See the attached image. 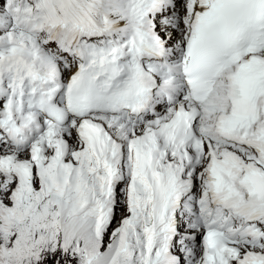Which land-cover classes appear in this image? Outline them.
I'll list each match as a JSON object with an SVG mask.
<instances>
[{
  "label": "snow or ice",
  "instance_id": "snow-or-ice-1",
  "mask_svg": "<svg viewBox=\"0 0 264 264\" xmlns=\"http://www.w3.org/2000/svg\"><path fill=\"white\" fill-rule=\"evenodd\" d=\"M0 264H264V0H0Z\"/></svg>",
  "mask_w": 264,
  "mask_h": 264
}]
</instances>
